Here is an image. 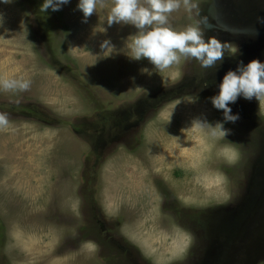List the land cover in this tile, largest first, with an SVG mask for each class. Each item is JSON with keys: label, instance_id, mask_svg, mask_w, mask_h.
I'll use <instances>...</instances> for the list:
<instances>
[{"label": "rangeland", "instance_id": "374dc122", "mask_svg": "<svg viewBox=\"0 0 264 264\" xmlns=\"http://www.w3.org/2000/svg\"><path fill=\"white\" fill-rule=\"evenodd\" d=\"M191 2L169 26L232 37L224 58L157 72L129 58L134 26L107 24L112 0L87 22L78 0H0V80L31 81L0 90V264H264V96L229 104L239 119L223 137L207 85L240 63L239 25L242 62H264V0ZM143 110L145 140L96 153L93 126L122 135Z\"/></svg>", "mask_w": 264, "mask_h": 264}, {"label": "clouds", "instance_id": "9594fccd", "mask_svg": "<svg viewBox=\"0 0 264 264\" xmlns=\"http://www.w3.org/2000/svg\"><path fill=\"white\" fill-rule=\"evenodd\" d=\"M11 3L12 0H2ZM69 0H43L40 10L58 11L61 5ZM183 7L191 11L196 7L191 0H112L106 22L113 24H130L137 29L128 44V55L132 60L146 59L157 72L178 65L181 60L195 59L203 68H215L224 58V44L215 37L204 39V31L198 26H188L176 31L168 24L169 15ZM97 6L103 8L104 0H78L77 8L83 14L84 22L96 13ZM3 16L0 14V25ZM110 46L108 41L102 47ZM151 74L147 69L143 70ZM30 80H0V90L6 92H24L29 90ZM207 86V85H205ZM218 93L209 97L217 110H222L223 121L217 122L220 135L226 137L230 129L224 128V122L235 123L238 114H233L229 104L235 103L238 97L247 100L264 96V62L257 59L247 64L238 63L235 71L228 70L218 84ZM213 127L207 121H202ZM10 121L6 113H0V129L9 127ZM183 131V129H182Z\"/></svg>", "mask_w": 264, "mask_h": 264}, {"label": "flooded vegetation", "instance_id": "af4514ba", "mask_svg": "<svg viewBox=\"0 0 264 264\" xmlns=\"http://www.w3.org/2000/svg\"><path fill=\"white\" fill-rule=\"evenodd\" d=\"M239 26H241V29L243 31H241L242 33L240 34V36L233 38L234 42L232 44H238L240 46V48L242 49L241 53H240V56L239 55L237 56L238 62H242L244 60V55L246 54V52L243 50V48L245 46V41L248 38H247V36L244 37V35L246 33V30H247V27L244 26V25H239ZM213 33L211 34V37H214ZM218 35H220V36H217V38L221 40V43L223 41L224 46H225L226 43H228V40H230L232 38V37L221 36V34H218ZM256 39H258V38H256ZM241 45L243 46V48L241 47ZM230 69L234 71V66L227 68V70H230ZM213 73L214 72L210 73L209 76H208V79H207V85L211 88V91H210L211 93H213V91H218L219 90L218 87H217L218 84L214 85ZM205 84H206V82L203 81V85H205ZM151 113H152V110H147V111L143 110L142 114L139 115V119H136V120H133V121L130 120L128 122H125L124 126H122V127L120 126L121 128L124 129V132H123L122 135L117 133V132L113 133L110 126L106 127L103 124L100 125V126H93V132H91L90 135H91V137L95 136V138L100 142V149L96 152V150H97V146H96L95 152L97 154L105 153L107 147L109 146L108 144H110L111 140L113 142L115 140L123 142V143L125 142L126 143V146L124 145L125 148H130L131 147V144H130L131 142H133V144H135V145H138V143H140L139 142V138L141 137L140 135H144L143 139L145 140L146 139V135H147L145 133V131L147 130L148 132H150L148 130L149 127H146V125L149 123L147 121V117L150 116ZM118 128L119 127H116V129H118ZM105 129H109L108 131L106 130V134L107 135H111V138L109 140H107L106 136L103 137V135L105 134ZM125 133H126V136H125ZM131 133H133V134H131ZM111 144H113V143H111Z\"/></svg>", "mask_w": 264, "mask_h": 264}, {"label": "water", "instance_id": "95a60500", "mask_svg": "<svg viewBox=\"0 0 264 264\" xmlns=\"http://www.w3.org/2000/svg\"><path fill=\"white\" fill-rule=\"evenodd\" d=\"M256 173H257V174H258V173H259V174H262V169H261V170L259 169ZM257 174H256V175H257ZM263 174H264V173H263Z\"/></svg>", "mask_w": 264, "mask_h": 264}]
</instances>
